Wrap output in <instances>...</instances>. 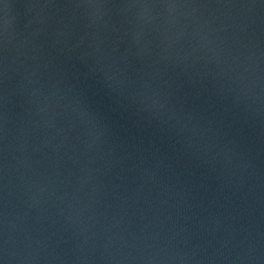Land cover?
I'll use <instances>...</instances> for the list:
<instances>
[{
	"label": "water",
	"instance_id": "1",
	"mask_svg": "<svg viewBox=\"0 0 264 264\" xmlns=\"http://www.w3.org/2000/svg\"><path fill=\"white\" fill-rule=\"evenodd\" d=\"M0 264H264V0H0Z\"/></svg>",
	"mask_w": 264,
	"mask_h": 264
}]
</instances>
